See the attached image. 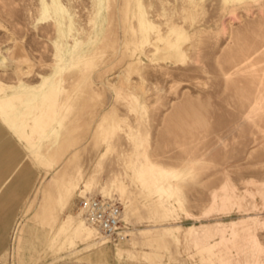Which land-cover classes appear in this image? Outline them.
<instances>
[{"label": "rangeland", "instance_id": "rangeland-1", "mask_svg": "<svg viewBox=\"0 0 264 264\" xmlns=\"http://www.w3.org/2000/svg\"><path fill=\"white\" fill-rule=\"evenodd\" d=\"M0 264H264V0H0Z\"/></svg>", "mask_w": 264, "mask_h": 264}, {"label": "built area", "instance_id": "built-area-1", "mask_svg": "<svg viewBox=\"0 0 264 264\" xmlns=\"http://www.w3.org/2000/svg\"><path fill=\"white\" fill-rule=\"evenodd\" d=\"M81 210L85 223L96 231L99 239L118 245L129 238L130 229L123 222V209L118 203L92 198L82 204Z\"/></svg>", "mask_w": 264, "mask_h": 264}, {"label": "bare ground", "instance_id": "bare-ground-1", "mask_svg": "<svg viewBox=\"0 0 264 264\" xmlns=\"http://www.w3.org/2000/svg\"><path fill=\"white\" fill-rule=\"evenodd\" d=\"M153 172H154V175H157L158 177L160 176L162 178H167L170 175L169 172H167V171H165L159 167H154ZM208 233H209V230L197 229L191 233V238L192 239H201V238H204Z\"/></svg>", "mask_w": 264, "mask_h": 264}]
</instances>
